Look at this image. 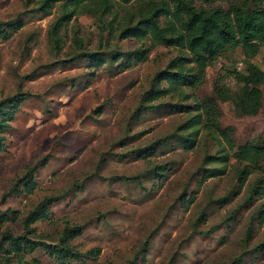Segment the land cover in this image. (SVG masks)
<instances>
[{
	"label": "rangeland",
	"instance_id": "1",
	"mask_svg": "<svg viewBox=\"0 0 264 264\" xmlns=\"http://www.w3.org/2000/svg\"><path fill=\"white\" fill-rule=\"evenodd\" d=\"M35 8L25 0H0V23L22 21L6 38L0 35V99L26 93L0 154V212L17 214L0 223V233H20L21 218L50 196L57 199L46 218L30 225L29 237L54 243L63 226H82L68 243L81 253L94 248L98 254L71 264H264V221L257 218L264 194L248 195L254 186L264 193V160L238 185L243 164L232 157L234 150H225L222 173L201 180L203 169L213 166L203 159L217 155L213 134L198 130L185 149L187 131L177 127L189 114L172 109L212 95L214 79L239 92L241 83L226 72L244 71L240 49L210 63L197 87H179L188 99L167 94L153 101V108L134 113L153 76L178 49L155 44L142 59L117 68L121 59L112 64L110 50L134 55L149 40L107 43L101 25L78 14L60 29L56 49L47 29L58 9L43 15ZM74 36L81 39L80 50ZM85 51L109 54L94 69L85 57L69 60ZM249 62L264 71V49ZM260 88L264 94V83ZM219 106V125L232 127L235 145L257 139L264 147V106L251 116L238 114L232 101ZM149 145L155 154L138 158ZM157 165L166 167L160 181L151 170ZM28 167L32 181L25 188L18 178ZM24 258L55 264L40 248Z\"/></svg>",
	"mask_w": 264,
	"mask_h": 264
},
{
	"label": "trees",
	"instance_id": "2",
	"mask_svg": "<svg viewBox=\"0 0 264 264\" xmlns=\"http://www.w3.org/2000/svg\"><path fill=\"white\" fill-rule=\"evenodd\" d=\"M28 4L36 6L35 10L43 15L51 13L53 8L58 14L47 29L54 48L58 49L61 42L60 29L66 26L78 14L89 15L106 31L108 40L114 38H133L137 41L149 40V46L134 55H125L110 50V61L117 68H125L132 60H140L148 52L150 46L160 44L165 47H175L178 55L171 58L165 69L157 72L149 89L140 97L139 104L134 109H151L153 101L175 93L177 96L188 99L190 96L182 93L179 87L194 88L204 80L205 69L218 57L236 48L240 49L246 59L243 72L227 71L235 80L241 83V89L233 93L221 85L217 79L212 82V95L201 100H194L190 105H176L172 108L178 112L189 114L177 130L186 132L183 147L192 146L198 130L213 134L211 139L217 145L215 156H206L203 162L213 164L203 169L201 180L206 177L221 174L228 159L225 150L231 151L234 160L243 164L237 178L238 185L242 184L248 172L258 168L264 160V147L258 140L245 141L235 145L230 137L233 133L231 126L220 127L219 117L221 109L219 103L232 101L238 114L255 115L261 106H264V94L260 86L264 83V71L249 62L257 52L264 49V0H25ZM216 2H225V6ZM125 8L124 11L119 9ZM121 11V14H119ZM114 22V25H113ZM4 28L0 27V35L6 38L7 30H13L22 25L19 19L9 20ZM73 41L82 48L81 39L73 37ZM81 54V55H80ZM109 53L85 51L72 55L69 60L82 56L88 59L91 69L105 64ZM132 56V57H131ZM162 82L165 86H162ZM26 93H16L0 99V154L6 150L5 131L9 129L20 103ZM189 137V138H188ZM134 152V151H133ZM155 154V149L149 145L136 153L138 158H147ZM164 165H157L151 170L156 177L163 179ZM26 168L18 182L27 188L31 185L30 171ZM161 177V178H160ZM14 186L11 189H15ZM264 194L263 190L254 186L248 190V195ZM224 198V197H223ZM57 197L42 198L25 216L21 218L22 231L13 234L9 230L0 233V264H32L34 259L26 261L24 256L40 248L43 253L54 260L55 264H71V260H80L86 256L94 257L98 249L91 248L84 253L76 250L68 240L74 239L82 232V226H63L54 243L33 240L29 237L33 233L30 227L36 220L46 218L48 205ZM264 204V203H263ZM258 209V221H264V206ZM16 212L9 210V215L0 212V223L16 219Z\"/></svg>",
	"mask_w": 264,
	"mask_h": 264
}]
</instances>
